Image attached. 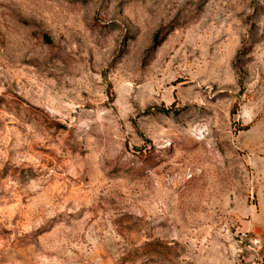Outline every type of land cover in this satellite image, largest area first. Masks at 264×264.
Instances as JSON below:
<instances>
[{
  "label": "rangeland",
  "instance_id": "374dc122",
  "mask_svg": "<svg viewBox=\"0 0 264 264\" xmlns=\"http://www.w3.org/2000/svg\"><path fill=\"white\" fill-rule=\"evenodd\" d=\"M0 264H264V0H0Z\"/></svg>",
  "mask_w": 264,
  "mask_h": 264
}]
</instances>
